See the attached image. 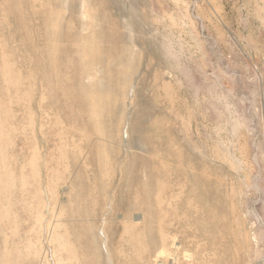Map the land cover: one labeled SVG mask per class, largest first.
Segmentation results:
<instances>
[{
	"label": "rangeland",
	"instance_id": "1",
	"mask_svg": "<svg viewBox=\"0 0 264 264\" xmlns=\"http://www.w3.org/2000/svg\"><path fill=\"white\" fill-rule=\"evenodd\" d=\"M0 264H264V0H0Z\"/></svg>",
	"mask_w": 264,
	"mask_h": 264
},
{
	"label": "bare ground",
	"instance_id": "2",
	"mask_svg": "<svg viewBox=\"0 0 264 264\" xmlns=\"http://www.w3.org/2000/svg\"><path fill=\"white\" fill-rule=\"evenodd\" d=\"M6 179V176H0V181H5Z\"/></svg>",
	"mask_w": 264,
	"mask_h": 264
}]
</instances>
